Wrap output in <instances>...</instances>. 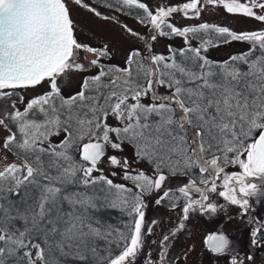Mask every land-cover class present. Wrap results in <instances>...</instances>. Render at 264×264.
Wrapping results in <instances>:
<instances>
[{"label": "snow or ice", "instance_id": "1", "mask_svg": "<svg viewBox=\"0 0 264 264\" xmlns=\"http://www.w3.org/2000/svg\"><path fill=\"white\" fill-rule=\"evenodd\" d=\"M72 5L116 23L142 46H130L114 62L109 43L93 45L95 32L78 38L83 29ZM209 7L260 27L173 22L178 13L199 19ZM172 37L182 45L153 50L158 38ZM232 42L247 47L223 60L206 54ZM72 77L78 86L68 88ZM126 149L130 155H121ZM176 176L186 179L173 189L167 182ZM257 177L260 185L252 182ZM258 196H264V0H157L154 6L0 0V264H132L153 230L145 219L148 197L179 215L159 241L160 264L191 213L234 207L250 246H264V218L252 203ZM107 209L122 219L110 223ZM204 245L224 264L253 260L227 255L223 230L207 234Z\"/></svg>", "mask_w": 264, "mask_h": 264}, {"label": "rangeland", "instance_id": "2", "mask_svg": "<svg viewBox=\"0 0 264 264\" xmlns=\"http://www.w3.org/2000/svg\"><path fill=\"white\" fill-rule=\"evenodd\" d=\"M97 0H93L96 3ZM150 6H154L157 0H146ZM166 2V0H161ZM184 0H171V3L178 5L183 3ZM107 12V9L103 10ZM73 19L82 27L83 31L79 32L78 38L80 40H87L88 37L95 32L97 39L92 41L94 46H98L103 42L109 43L110 50L114 53V62H120L126 55L127 50L130 46H142L143 42L137 43L133 39L122 34V29L112 22H107L98 18H93L89 13L77 8L72 5ZM122 22L129 24L135 30L141 34L146 32V29L137 24L134 19L122 13H116ZM216 23L220 26H228L230 29L235 31L252 30L260 27V25L252 20L244 18L240 15L227 14L222 8H211L209 7L205 12L202 13L199 19H187L183 18L179 13L174 15L173 22L177 26L184 25H195L201 22ZM193 43H197L193 41ZM172 44L173 47H179L182 45V39L178 37L172 38H158L153 44V50L159 53H166L167 45ZM247 47L246 44L240 42H232L230 44H220L218 47H210L206 53L209 58L214 60H223L228 58L231 54H235ZM85 53H81V58ZM89 58L90 55H89ZM72 82L68 83V88H74L78 85L76 81L78 77H72ZM38 92L40 89H35ZM163 91V89H161ZM33 90H29L24 93L26 98L31 95ZM109 154H112V150L109 149ZM121 155H130V150L126 149L125 153ZM106 159V158H105ZM104 166V165H101ZM233 169H229L231 171ZM106 173L108 169H105ZM185 177L176 176L171 177L167 184L168 186L175 189L180 186L185 180ZM116 182H122L120 177L114 178ZM260 179L254 178V183L259 182ZM256 202V208L254 214L260 218H264V196H258ZM151 197L146 198L148 207L146 209V224L152 227V233L145 235V245L142 251L137 255L136 259L132 261V264H147L149 259L152 260L153 264H160L159 252L160 244L159 241L163 235L168 234L173 228L176 227L179 215L177 211H172L167 202L157 206L151 202ZM254 199L252 203L255 204ZM222 202V201H219ZM237 210L234 207L219 211L215 214H200L191 213L189 220L185 221V228L178 232L174 238H170L168 242L167 255L165 257L164 264H224V260L214 257L205 247L204 238L207 234L213 231L223 230L231 236V244L229 246V253L240 256L250 255V253L258 254L262 256H255L251 262L246 264H264V246L251 247L248 238V227L246 223L239 218L235 217ZM232 219H229V217ZM155 219L156 225H151V221ZM155 241V243H153ZM241 256V257H242Z\"/></svg>", "mask_w": 264, "mask_h": 264}, {"label": "trees", "instance_id": "3", "mask_svg": "<svg viewBox=\"0 0 264 264\" xmlns=\"http://www.w3.org/2000/svg\"><path fill=\"white\" fill-rule=\"evenodd\" d=\"M103 216L106 220H108L110 223H113V224L118 223L120 219H122L120 212L116 209L105 210L103 213Z\"/></svg>", "mask_w": 264, "mask_h": 264}, {"label": "flooded vegetation", "instance_id": "4", "mask_svg": "<svg viewBox=\"0 0 264 264\" xmlns=\"http://www.w3.org/2000/svg\"><path fill=\"white\" fill-rule=\"evenodd\" d=\"M252 182H254V178H252ZM255 183H257L258 185H260V184H261V181H259V182H255ZM257 200H258V198L256 197V198L254 199L255 204H253V210H255V208H256V202H257ZM224 233H225L226 236L229 238V241H230V244H231V242H232V240H231V236H229V234L226 233V232H224ZM229 246H230V245H229ZM250 255H251L252 257H255V256H262L261 253H258V254L250 253ZM240 256H242V254H241Z\"/></svg>", "mask_w": 264, "mask_h": 264}, {"label": "water", "instance_id": "5", "mask_svg": "<svg viewBox=\"0 0 264 264\" xmlns=\"http://www.w3.org/2000/svg\"><path fill=\"white\" fill-rule=\"evenodd\" d=\"M225 234V233H224ZM226 235V234H225Z\"/></svg>", "mask_w": 264, "mask_h": 264}]
</instances>
